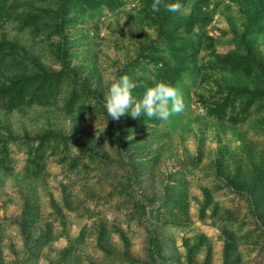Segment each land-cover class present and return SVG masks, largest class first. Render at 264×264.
<instances>
[{"label": "rangeland", "instance_id": "374dc122", "mask_svg": "<svg viewBox=\"0 0 264 264\" xmlns=\"http://www.w3.org/2000/svg\"><path fill=\"white\" fill-rule=\"evenodd\" d=\"M153 2L60 19L62 0L5 1L24 77L60 71L61 26L67 71L50 103L0 106V264H264V0ZM164 64L184 71L182 113L107 117L114 77L139 100Z\"/></svg>", "mask_w": 264, "mask_h": 264}, {"label": "trees", "instance_id": "16d2710c", "mask_svg": "<svg viewBox=\"0 0 264 264\" xmlns=\"http://www.w3.org/2000/svg\"><path fill=\"white\" fill-rule=\"evenodd\" d=\"M5 1L0 0V18H2L3 14H5ZM117 0H62L60 4L56 16L58 15L60 19L63 17L67 18L69 13H83L88 9L96 8L98 5H111L114 4ZM68 20V19H66ZM60 22V20H59ZM61 26V24H59ZM59 32L62 36L59 46L57 59L61 64L60 71L56 73H48L42 71L41 74H33L29 77H24L25 72H27L28 64L27 60L20 56L18 47L14 43L0 41V65L2 66L4 71H10L12 74L19 73L16 79H6L2 77L0 79V106L5 107L7 109H14L20 106H32V105H44L50 103L53 98L54 93L56 92V87L59 85L61 81L60 76L62 73L67 71L66 62H65V52H66V39L63 33V26L59 27ZM184 51L185 48H179ZM184 54V53H183ZM179 59L181 62L186 60L184 59V55L176 56V60ZM216 63L223 64V66L227 67L232 60H236L239 64L238 58H231V55L227 54L222 56L221 58H217ZM239 60V61H238ZM1 69V68H0ZM234 70V69H232ZM1 71V70H0ZM184 74L182 66L175 65L166 67L164 64L162 67H159L156 73L157 81L146 82L141 86H138L134 92L142 93L143 86L146 88L154 87L157 83L163 82L174 86L177 89V84ZM23 78H20V76ZM59 76V77H58ZM145 88V90H146ZM233 93L232 89H228L223 100L217 102L212 107H208L209 115H217L218 118H222L225 115V107L227 101L231 98ZM128 114L121 116L117 122H127ZM118 128L121 129V124L119 123ZM120 135V143L123 144V137L125 134L122 132ZM125 139V138H124ZM36 169L32 171V175H37L40 170L38 164H35ZM165 264V263H163Z\"/></svg>", "mask_w": 264, "mask_h": 264}, {"label": "clouds", "instance_id": "9594fccd", "mask_svg": "<svg viewBox=\"0 0 264 264\" xmlns=\"http://www.w3.org/2000/svg\"><path fill=\"white\" fill-rule=\"evenodd\" d=\"M160 4L161 0H154L152 11L158 12ZM181 7L179 2L164 5L166 11L173 13L179 12ZM135 87V83L127 75L114 77L107 84L104 110L108 118L118 120L128 114L132 118H141L143 115L149 119L167 121L171 115L184 111L182 96L174 86L163 82L157 83L154 87L146 88L139 100L133 96ZM105 124L103 129L99 130V134L104 131Z\"/></svg>", "mask_w": 264, "mask_h": 264}]
</instances>
